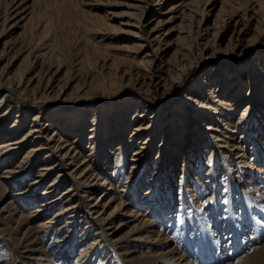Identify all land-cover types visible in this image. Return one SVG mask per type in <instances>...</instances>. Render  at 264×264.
<instances>
[{
  "label": "rangeland",
  "instance_id": "1",
  "mask_svg": "<svg viewBox=\"0 0 264 264\" xmlns=\"http://www.w3.org/2000/svg\"><path fill=\"white\" fill-rule=\"evenodd\" d=\"M21 1L22 6L18 11L25 9V13L20 14L18 18L11 22L2 23L4 10L11 0H0V81H4L9 77L15 87L22 89L27 83L25 81L19 83L21 73H25L26 78L24 79H27L34 73L39 72L41 76L39 74L36 79L39 77L41 84L35 91L27 89V92L31 97L36 96L40 103L42 109L40 114L41 121L51 125L53 119H56L59 124L68 123L71 124V127L85 121L84 130L82 131L83 139L81 138V140L86 143V146L88 137L91 135L90 130L94 128L88 121L90 120L91 122L97 113H93L92 108L97 105L98 101L103 102V105L98 104L97 106L105 107L106 120L99 123V129L95 134L96 137L92 138V141L97 139V147L95 149L97 151H95V154L101 156V153L106 152L103 144H107L111 140L112 136H109L110 134H120L118 135L120 139L116 143H120L125 149L121 169V173L125 175L132 173L131 164L137 162L135 160L130 162L129 159L131 157L137 158L138 156V154L135 155V152L139 144V136H134L133 139L135 141L133 143L129 140L133 127L139 119L143 118V121H146L145 123L149 122V125H155L154 130H151V134L154 137L156 135V126H158L157 146L155 145V150L153 149L150 164L143 175L137 173V179H140L139 187L134 188L132 186L133 189L129 190L131 197L127 198L133 200L134 191H141L139 192L140 195L143 190L153 188L157 181L159 183L157 184V189H159L158 191L164 198L163 201L168 199L164 196L169 191V185L171 190L175 188L178 191L175 198L169 201L170 210L172 209L174 213L169 215V211L157 208V210L152 211L149 221L151 223L156 221V224L151 225V228L155 229L156 232L162 233L159 234L160 237L164 238L167 235L171 237L169 245L177 244V240H182L184 234L188 235L187 237L190 238L189 246L192 248L189 253L192 254L186 253V256L184 255L186 259L183 257V263L189 257L195 258L196 252L199 250L201 254L203 252V260L206 259V261L208 258L210 260L212 256L217 258L219 254L224 256L227 244L230 248L233 247L232 243L234 240H237L238 244L241 240H244L245 244L242 249L237 252L233 251L230 258L220 259L218 257V261L214 264H229L230 262L233 264H264V245L262 246L264 244V235L255 239L257 229L254 227L252 220L254 216H258L257 218L264 222L263 216L255 214L258 208L256 206H251L252 208H250L248 204H245L247 198L243 200L242 193H239L241 187L242 189L245 188V190L249 189L251 193L255 192L251 186L260 185L259 181L261 179L259 181L257 179L261 174L256 173L257 170L249 168L248 171L251 173H248L250 174L249 178L253 181L251 184L248 181L249 179H247L248 183L246 181L241 182L238 190L235 184L232 185L230 183V179L227 185L224 178H228V174L230 178L232 173H229L223 167L225 166V160L217 152V146L213 139L208 142L210 145L207 146V151H205L208 156L212 154L209 159L208 156L205 157L207 163L203 161L202 156L204 157V155H200L201 150L199 151V148L202 146V142H199V139L201 138L200 135H204V131L200 128L201 126L198 122H194L196 117L186 113V119L190 123L188 132L187 128L175 126L176 122L174 121L178 120L177 123H180V116L169 118L171 114L174 115L175 110L181 109L179 106L182 102L186 104L187 100L182 96V92L192 87L195 89L196 78L199 81L201 79L210 81L212 78L211 83L216 82V78L218 79L217 81H219V78L223 79L222 81L227 82V84L222 87L223 92L217 94L232 98H237L246 93L251 89L250 84H254L257 80L264 78V0H209L208 3L206 0H200L201 5H195L190 2L175 9L170 7L178 0H18V2ZM239 3L242 7H239ZM259 5L262 6V9H259ZM203 6L207 11L204 18L202 13L197 11L199 7ZM28 12H31L29 15L31 20L27 21L28 19H26L16 27L11 28L13 22ZM244 13L246 16H243ZM24 23L25 25L23 26ZM199 26L202 29L204 28V31L208 30L204 35L205 38L202 39L203 41L208 40V46L202 50L195 38V33ZM215 31L217 36L213 34ZM152 33L160 34V38L156 41L150 40ZM252 46L256 48L252 62L249 59L240 62L237 60L233 63L230 62V67L223 66V69L219 70L221 66L216 59L226 60L240 57L239 54L243 50H248ZM43 52L45 55L42 57L37 56V54ZM141 60L144 61L143 65L140 62ZM198 62H201V64H197ZM204 64L205 66H202ZM197 67L200 69L198 74H196ZM251 67L253 68L251 69ZM213 68H217V75L215 76L212 75ZM243 76L244 79L241 80L240 78H243ZM49 77V84L46 86ZM238 79L241 80L242 84L240 89H237V84H235ZM259 83L260 91L262 92L264 91V80ZM257 84L254 86L255 88ZM231 86H234L232 90H230ZM208 92L209 90L204 91L203 96H207ZM258 94L259 89L255 90L254 97L258 96ZM131 96L136 101L131 102L133 99ZM154 97L155 99L153 100L152 98ZM75 101L83 105L81 113L76 108V106L79 107L80 103H75ZM138 101L141 105H144V113L146 115H143L142 118L135 117L139 112L135 107V105H138ZM246 102L249 103V99L245 98L239 104V111L247 105ZM62 103L65 104L62 105ZM160 104L163 105V108L158 111ZM191 105L194 106L193 104ZM0 106L3 111L10 106L14 107L11 110L13 111L12 116L5 122L3 131L0 133V140L11 136L8 135V130L6 129L8 125L16 120H18V125L22 123L17 127V130H20L19 132L23 134V132L28 131L30 123L33 121V115L36 114V112H31L33 106L30 102H25L17 108L15 96L9 94V96L5 97L2 90L0 91ZM54 106L60 109L54 112ZM194 108L196 107L194 106ZM254 108V114L258 116L262 107L257 104L254 105ZM59 111L67 120L55 116ZM182 113L184 112L182 111ZM235 114L233 120L235 119ZM76 115H82V118H75L74 116ZM216 116H219V114ZM257 116L255 115L254 120L258 119L256 118ZM118 117H120L122 125L126 123L128 125L125 127L122 125L117 126L116 129L112 128L116 126L113 122ZM72 118L73 120H70ZM123 121L125 122L123 123ZM103 123L104 125L102 126ZM185 125L186 123H183V127ZM246 125L249 128V132H247H251L250 135L246 132L247 134L244 136L246 138L245 145L250 150L249 155L254 151V147L262 153L260 158L257 155L253 157L250 155L247 159L252 160L254 158L255 167H258L256 165L258 162L264 167V152H262L264 151V143H262L264 139V120L262 123H247ZM105 127L106 129L102 130ZM50 130L51 127L44 128V136ZM70 130L74 129L70 128ZM175 131H179L176 138L173 137ZM71 133L72 131H69L68 135H71ZM241 133L244 132L239 129L237 133H231V135L234 136V140H237ZM74 134L76 135L78 132L75 131ZM142 136L145 137L143 134ZM162 137H167V139L160 150L161 152L158 153V148L161 147L158 145H160ZM202 138L204 139L205 137L203 136ZM255 139L261 141L260 144L263 149L255 145ZM41 140L46 143L45 139ZM213 144L216 147H213ZM85 145L83 144L82 147L84 152L87 153L88 149H86ZM143 145L145 146V144ZM113 146L112 144L111 149L116 152L117 149L115 147L117 145ZM164 148L168 149L165 153H163ZM25 149L15 155V157L8 158L11 163L14 162L11 166L14 167L16 163H22L21 160ZM66 150L62 152L64 153ZM72 154L73 152H71ZM227 154L229 153L227 152ZM114 156L115 153L106 154L104 160ZM62 157L63 154L61 153L52 160L56 168L55 172L61 174L56 195L68 189L71 184L75 187V175L78 172L77 169H74V163L67 164L65 161L67 158ZM83 157H81L79 162H82ZM98 159L94 156L95 164H99ZM32 160L34 163H29L31 166L30 176L24 177L18 183H15L12 186L13 192L30 189L33 192V196L37 195L48 187L49 182L56 175L54 172L46 180L43 179L40 183L31 184L38 178L36 175L39 167L45 162L39 152ZM104 160L100 161L104 164ZM208 160L211 161L209 162ZM202 163L205 164L200 167ZM210 163H213V165ZM108 164H111V162L109 161ZM185 167L189 168L190 172L199 170L195 173V176L199 178L201 183H203V179L209 177L208 182H204L202 185L198 184L196 178L192 179L189 187L193 189V192L190 195L181 191L179 185H177L178 180L184 174ZM113 169L114 167H111L108 171H113ZM155 169L159 171L158 176L154 180H150L154 175L153 170ZM237 174H239L238 178L243 179L247 173L239 171ZM103 188L99 187L96 189L93 196L98 194V199L102 194ZM153 194L149 193L147 195L152 197ZM89 195L90 193L84 194L79 189H76L68 194L67 197H72L70 200L72 203L84 204V209H86L90 201L94 202L96 200L94 198L87 200ZM254 196L250 197L252 201H255ZM20 199L19 196L18 201ZM100 199L104 200L105 198L102 197ZM142 199L140 208L151 205L152 198L151 200L149 198L150 201L146 198L145 202ZM205 200L208 201V204L204 203ZM163 203L161 204L164 206ZM230 203L232 208H229ZM25 204L29 208L35 205L34 200L31 201L30 199ZM102 204L103 201L97 202L92 211L102 209ZM216 206L217 210L215 209ZM124 211L126 212V210H123L119 218H114L113 221L107 222L106 226L111 224L114 226V228L107 229L108 233L112 232L110 236H131L129 230L137 222H127V224H123L116 229L119 222L129 219L128 215L124 214ZM54 213L55 210L50 209L47 216L51 217ZM81 215L82 212L77 217L78 225L70 226L73 227L72 231H74L75 227L79 229L82 226L83 223L80 222L84 218ZM96 215V213H92V216ZM230 216H234L237 221L241 220V222L238 221L241 231L239 234L241 236L240 239L237 234V236L234 235L237 229L234 230V227L230 225ZM249 217L251 218L249 219ZM198 220L203 222L202 229L205 232H208L210 230L208 227H211L215 231L214 233H220V230L226 233L227 237H224V240L219 242L218 250L217 245L213 247L211 246L212 242H209L211 247L210 251H207L209 247L205 244L203 245L202 239L198 237L202 233ZM217 220L220 221L223 229L219 228ZM57 221L54 228V236L51 237L50 235L44 244L46 252L50 254L58 250L57 244L53 245L56 242V236H62L68 230L61 228L64 217L61 219L57 218ZM142 231L145 234H153L147 232L146 229ZM217 238L215 237V240ZM128 239L130 240V237ZM89 240L91 241L92 239ZM130 241L134 242V240ZM147 246L148 244L141 245V250L145 251ZM201 246L206 249L201 250L199 248ZM257 246H261L259 252L253 253L254 248ZM68 250L66 248L64 253H61L62 255L65 254V257L61 256L63 260L58 261L57 258H53L52 264H77L76 260H78L81 250L77 247L71 252ZM109 254L111 253L105 247L102 252L95 253L87 264H111V259L107 258ZM243 255L252 256H249L244 262H236L237 258ZM0 257V264L5 262L6 259L10 262L14 261V264H29L28 261L26 263L16 253L3 254L0 250ZM199 261L197 259V264H201Z\"/></svg>",
  "mask_w": 264,
  "mask_h": 264
},
{
  "label": "bare ground",
  "instance_id": "2",
  "mask_svg": "<svg viewBox=\"0 0 264 264\" xmlns=\"http://www.w3.org/2000/svg\"><path fill=\"white\" fill-rule=\"evenodd\" d=\"M206 1L208 3L209 0ZM190 2L195 5L202 4L200 0H178L170 8L175 9L178 6L187 5ZM21 6H22V1L18 2V0H11V2H9L6 5V8L4 10V18L2 23L11 22L16 18H18L20 14L25 13L24 11L25 9L22 11H18L21 8ZM239 7H242L240 3H239ZM259 7H260L259 9H262L261 5H259ZM197 11L202 13L203 18L207 13L204 6L199 7ZM30 14L31 12H28L27 14H24V16H22L20 19H17V21L13 22L12 24L10 23L11 28L16 27L19 23L23 22L26 19H28L27 21H29V19L31 20L30 18L31 16H29ZM243 16H246L245 13ZM24 25L25 23L23 24V26ZM196 31L197 32L195 33V38L197 39L198 46H201V50H202L203 48H206V46H208V40L207 39L206 41L202 40L205 38L204 35L205 33H207L208 30L204 31V28L202 29V27L199 26L198 30ZM213 34L217 36L216 31L213 32ZM159 38H160V34L152 33L150 35V40L152 41H156ZM255 52H256V48L252 46L248 48V50L247 49L243 50L239 54L240 57H233L226 60L216 59L219 62L218 64L221 66L219 67V70L221 71L223 69V66L230 67L231 66L230 62L233 63L236 62L237 60H239L240 62L242 60L244 61L246 59H249L252 62L253 53ZM43 55H45L44 52L37 54L38 57H42ZM140 62H142L143 65L144 61L141 60ZM201 62H198L197 64L199 63L201 64ZM202 66H205V64ZM252 68L253 67H251V69ZM237 69L239 68L237 67ZM199 71L200 69H198L197 67L196 74H198ZM212 73L213 76L217 75V68H213ZM39 74L40 73L37 72L34 73V75L28 77L27 79H24L26 78L25 73H21L20 75L21 78L19 83H22V81L23 82L25 81V83H27L26 86L22 89H18L17 87H15L13 81L9 77L4 81L3 80L0 81V91L2 90L4 91L5 97L9 96V94H13L16 99L17 108H19L25 102H30L33 106L31 112H36V114L33 115V121L30 123V127L28 128V131L23 132V134L22 132H19L20 130L18 131L17 127L20 126L22 123L18 125V120H16L15 122H12L10 125H8V128L6 129L8 130V135L11 136H9L8 138L6 137V139L0 140V250L3 252V254L16 253L20 255V257H22V259L26 261V263L28 261L29 264H52L53 258L54 259L57 258L58 261L63 260L65 254L62 255L61 253H64L66 248L69 249L68 251L71 252V250H75V248L77 247L81 250V252H79L78 260H76L77 264H87L94 257L95 253L102 252L103 248L106 247L108 251L111 253L107 256V258L111 259L110 260L111 264H197V259L200 260L199 262L201 264H208V261H206V259L203 260L204 255H202L203 252L202 254L200 253L201 252L200 250H199L200 252L199 251L196 252L197 255L195 258L189 257V259L185 263L182 262L183 257L184 259H186L185 258L186 253L192 251V248L189 246L190 238L187 237L188 236L187 234H184L182 240L181 239L177 240L178 241L177 244L175 243V245H169L170 243L169 241L171 238L169 235L162 238L159 236V234L162 233H160L159 231L156 232L155 229L151 228V225L156 224V221L153 223L149 221V216L151 215L152 211L157 210V208H160L162 210L164 209L166 211H169L168 212L169 215H171L170 213H174L172 209L170 210L169 201H172L175 198L176 194L178 193V191L175 190V188L171 190L169 185L168 188L169 191L168 193L166 192L167 194H165L166 196H164L168 198L167 201H163L164 198L161 196V193L158 191L159 189H157V184H159L158 181L156 182V185H154L153 188L148 190L145 189V191L143 190V192L140 193V195L139 192L141 191H134V196L132 197L133 200H129V198H127L129 196L131 197L129 190L132 188V186L134 188L139 187L140 179H137V173L138 174L141 173L143 175L144 171L149 166L151 156L153 155V151L155 150L154 148L156 145L158 132H159L158 131L159 127L156 126L155 129L156 135L153 137L151 134V130L152 129L154 130L155 125H149V122L145 123L146 121H143L142 117L143 115H146L144 113L145 111L144 105L143 104L141 105L139 101H138V105H135L137 110H139L138 115L135 117L142 119H139L137 124L133 127L132 134L131 136H129V140L131 143H133L135 141L133 139L134 136L136 135L139 136V142H138L139 144L137 146V151L135 152V155L138 154V156L137 158L131 157V159H129L130 162L134 160L137 162L136 163L133 162L131 164L132 173L125 175L121 173L122 163H123L122 162L123 153H125V149L123 146L120 145V143L119 144L116 143V141L120 139V137L118 136L120 134L117 135H115V133L110 134L109 136H112L111 140H109L107 144H103L104 145L103 147H105L106 152L105 153L100 152L101 156L95 154V151H97L95 150L97 147V139L92 141V138L96 137L95 134L99 129V123L106 120L105 112H104L105 107H100L101 105H103V102L101 101H98V103L96 102L97 105L98 104L101 105L99 106L96 105L94 106V108H92L93 113L94 112L97 113L96 116L91 120V122L90 120L88 121L90 125L94 126V128L90 130L91 135L90 137H88V142L86 146L85 145L86 143L81 140L82 131L84 130L83 126L86 123L85 121L81 122L79 125L74 127H71V124L68 123L59 124V121L58 120L56 121V119H53L51 125L41 121L40 114L42 113V109L40 107V103L36 96L31 97L27 92V89H29L30 91H35L36 88L41 84L40 78L38 77V79H36V76H39ZM49 79L50 77L46 82V86L49 84ZM240 79L243 80L244 76L243 78ZM240 79H238V81L235 82V84H237V89H240L242 86ZM212 80L213 79L211 78L210 81H207L205 79L204 80L201 79L199 81V79L197 80L196 78L195 89L194 87H192L189 90L182 92V96L187 100L186 104L185 103L183 104L182 102L179 106L181 109L175 110L174 115L171 114L169 118H172L173 116L176 117L180 116V120H179L180 123H177L178 120L177 121L175 120L174 121L176 122L175 126L185 129L187 128V132H188L190 123L188 122L189 120L186 119L185 116L186 113L188 115L190 114L192 117H196V119H194V122H198L201 126L200 128H202V130L204 131L203 133L204 135H200L201 138L199 139V142H202V146L199 148V151L201 150L200 155H204V157L202 156L203 161L207 163L205 157L208 156V154H206L205 151H207V146L210 145L208 142H210L211 139H213V141L217 146V152L223 157V160H225V164H224L225 166L223 167L226 170H228L229 173H232V176H230V178H229V174H228V178L226 179L224 178L225 183L227 185L229 184L230 179H231L230 183L232 185L235 184L238 190L240 188L241 182L246 181V183H248L249 181L251 184L253 181L249 178L251 174L248 171L249 168L253 170H257L256 173L261 174V176H259V178L257 179V181L261 179V181H259L260 185L251 186L252 189L255 190V192L251 193L249 189L245 190V188L242 189L241 187L239 193H242L243 200L247 198L245 204H248L250 208H252L251 206H256V208L258 209L256 210L257 212L255 211V214L257 215L259 214L260 216H263L262 219H264V167L263 165H260L259 162L256 164L258 165V167H255V163L253 161L254 158H252V160L247 159L248 156L250 155L252 157L254 155H257L260 158V156L262 157V153L261 151H259L257 148L254 147V151L251 152V154L249 155L250 150L245 145L246 138L244 137L245 134L249 132V128H247L246 125L247 123L258 124V123H262L264 120V115H262L264 113V95H263L264 91L262 92L260 91V83H259V82H263L264 78L259 81L257 80L254 84H250L251 89L237 98L224 97L217 94L219 92H223L222 87L225 84H227V82L222 81L223 79L221 78H219V81H217L218 79L216 78V82L214 83H211ZM256 84L257 87L255 88L254 86ZM49 87H51V85H49ZM233 87L234 86H231L230 90H232ZM257 89H259V94L258 96L254 97V92ZM208 90H209L208 95L204 97L203 92ZM245 98L249 99V103L246 102L247 105H245V107L239 111L238 110L240 106L239 104L243 102ZM152 99L154 100L155 97ZM134 101L136 100L133 97L131 102ZM75 103H80V102L75 101ZM63 104L65 103H62V105ZM131 104L134 105L133 103ZM191 104H193L196 108H194V106H192ZM257 104L260 107H262L260 109L261 112H259L258 116L257 114H254L255 111L254 105ZM82 107L83 105L81 103L79 104V107L76 106V108L80 110L79 113L83 111ZM12 108L14 107L10 106L8 109L3 111L1 110L2 107L0 106V133L3 131L5 122L13 114V111H11ZM162 108L163 105L159 106L158 111H161ZM58 109L60 108L59 107L56 108L54 106L53 110L55 112V110L57 111ZM182 111L184 113H182ZM125 112L127 113V111ZM217 114H219V116H216ZM234 114H235V119L233 120ZM255 115L257 116L256 118H258L257 120L256 119L254 120ZM55 116L56 117L59 116V118L67 120V118L64 117V115L60 114V111L56 113ZM74 117L82 118V115L79 116L76 115ZM73 118L70 120H73ZM124 122L125 121H123V123ZM183 123L184 124L186 123L184 127H183ZM113 124H116V126L112 127L115 129L117 128V126H121L122 124L120 121V117H118L113 122ZM103 125L104 123L102 124V126ZM127 125L128 124L126 123L123 124L122 126L125 127ZM47 127H51V130L46 136H44L43 131L44 128ZM70 128H73L74 130H70ZM105 129L106 127L102 130ZM239 129L244 133H241V135H239V139L234 140V136L231 135V133H237ZM69 131H72L73 134L71 133V135H68ZM75 131L78 132V134L75 135L74 134ZM179 131L174 132V136H173L174 138L178 137ZM101 132L104 133L105 131H101ZM250 133H248V135H250ZM142 134L145 135V137H143ZM203 136L205 137L204 139L202 138ZM41 139H45L46 143L44 140ZM166 139L167 137L161 138L160 145H158L161 147L158 148L159 149L158 153L161 152L160 150L162 149V146L165 144ZM262 141H263L262 143H264V139ZM260 142L261 141L255 139V145L258 146V148H262ZM83 144L85 145L86 149H88L87 153H85L83 150L82 147ZM112 144L114 146L117 145L115 147L117 149L116 152L111 149ZM143 144H145V146ZM215 144H213V147H216ZM24 149L25 152L21 160L22 163L21 164L16 163L14 167L11 166V164H13L14 162L11 163L9 159L15 157V155L19 154ZM63 150L66 151H64L63 153L62 152ZM166 151H168V149L164 148L163 153H165ZM38 152L40 156H42L43 161L45 162H43V164H41V166L39 167L38 174L36 175L38 178L33 182H31V184H37L38 182L40 183L42 182L43 179L46 180L51 174H53L56 168L52 160L56 155L62 153L63 157L67 158L65 160L67 164L74 163L75 164L74 169L75 170L77 169L78 171L76 172L77 174L75 175L76 176L74 183L75 187H73V184H71L68 187V189L56 195L61 174L55 172L54 174L56 175L54 176L53 180L49 182L48 187H46L37 195L33 196V192L30 189L29 190L26 189L22 191L17 190L13 192L12 186L15 185V183H18L20 179L24 177L30 176L31 166L29 165V163L32 164L34 163L32 159L36 157ZM71 152H73L72 155ZM227 152L229 154H227ZM110 153H115V156L109 157L108 159L104 160L106 154H110ZM211 155L208 156V159L211 157ZM94 156H96L97 159L99 158L98 159L99 164H95ZM81 157H83V160L82 162L81 161L79 162ZM100 160H104L105 161L104 164ZM109 161L111 162L112 165L108 164ZM208 161L210 162L211 160ZM198 162L201 163L200 161ZM205 163H202L200 167L201 166L203 167V164ZM210 164L213 165V163ZM111 167H114L113 171L112 170L108 171L111 169ZM197 171L190 172L189 168L185 167L184 174L178 180L177 185H179L181 191L187 192L188 195H190L193 192V189L189 187V184L192 179L196 178L198 184L201 185L204 182H208L209 180V177H206L205 179H203V183H201L199 178L195 176V173H197ZM239 171H243L244 173H247L244 176L246 180L245 178L243 179L238 178L239 174L237 173H239ZM153 172L154 175L150 180H154L158 176L159 173L158 169L153 170ZM191 173L192 175H190ZM185 176L186 178H184ZM247 179L249 180L247 181ZM99 187H104V188L102 190V194L97 199L98 194H95V196H93V193ZM76 189H79L84 194L90 193L89 198L87 200H90L91 198H94L96 200L94 202L90 201L89 206L86 209H84L85 207L84 204L72 203L70 201L72 197H67V196ZM149 193L150 194L154 193V194L152 195V197H149L147 195ZM252 195H255L254 196L255 201L251 200L250 197ZM19 196L21 199L18 201ZM102 197L105 199L101 200L100 198ZM146 198L147 200H149V198L151 200L152 198L150 202L151 205L149 207L140 208L141 199L145 202ZM29 199L31 201L34 200L35 203L34 207L29 208L28 205L25 204V202H27ZM180 200H181V195H180ZM101 201H103L102 209L92 211V209L96 206L97 202H101ZM161 203H163L164 206ZM63 204H65V206H63ZM229 208H232L231 203L229 204ZM50 209L52 210L54 209L55 213L53 216L48 217L47 214L50 211ZM215 209L217 210V206L215 207ZM123 210H126V212L124 211V214L128 215L129 219L126 221L119 222V224H117L116 229L123 224H127V222H131V221L137 222L135 225H133V228L129 230L131 236H127V237H125L124 235L110 236L112 235V232L108 233L107 229L114 228V226L112 224L106 226V224L108 221L111 220L113 221L114 218H119V216H121L120 213ZM80 212H82L81 216L84 218V220L81 221L80 223L83 224L80 227L78 226L79 229L75 227L74 231H72L73 227L70 226H74V224L76 226L78 225L77 217L79 216ZM92 213H96L97 215L92 216ZM140 215H142L141 218H139ZM63 217H64V222L61 228H63L64 230L68 229L67 233L63 234L62 236H56L57 239L53 245L57 244V249H58L57 252L54 251V253L52 254H50L49 252L47 253L44 244L50 235L51 237L54 236V228L57 218L61 219ZM257 217L258 216H254L252 218L254 222V227H256L257 229V236L255 237V239L256 238L258 239L264 235V222L263 220L258 219ZM250 218L251 217H249V219ZM238 221L241 222L240 219ZM238 221L236 220V218H234V216L229 217L230 225L234 227V230L237 229L234 232L235 233L234 235L237 234L239 236L241 231ZM198 222H199L198 225L200 231L202 232L198 237L202 239L201 242H203V245L205 244L206 246L209 247L207 251H210L211 246L216 247V245L218 250L219 242L224 240V237L225 238L227 237L226 233L221 232V230L220 233H214L215 231L211 229V227H208L210 229L209 230L210 232L209 231L205 232V230L202 229L203 222H200L199 220ZM217 224L219 225V228H222L219 220H217ZM143 229H146L147 232H151L153 234L152 235L145 234L142 231ZM129 237L130 240H134V242L130 241L128 239ZM215 237H218L217 240H215ZM240 238L241 236H239V239ZM89 239L92 240L90 241ZM209 242H212L211 246ZM144 244H148V246L146 247L145 251H142L141 245ZM232 244L233 247L230 248L228 247L227 244L225 249L226 254L224 256L223 255L221 256V254H219L218 257H220V259L230 258L232 252L233 251L237 252L238 250L242 249L245 243L244 240H241L238 244L237 240L236 241L234 240ZM263 245L264 244H262V246ZM199 248H201V250L206 249V248H202V246ZM260 248L261 246L255 247L253 253H258ZM56 253L58 254L55 255ZM249 256L252 255L240 256L239 258H237L236 262L238 261L244 262ZM218 257L215 258L212 256L210 258V260L213 261L212 264L218 261ZM1 264H14V261L10 262L7 261L6 259L5 262ZM229 264H233V263L230 262Z\"/></svg>",
  "mask_w": 264,
  "mask_h": 264
},
{
  "label": "snow or ice",
  "instance_id": "3",
  "mask_svg": "<svg viewBox=\"0 0 264 264\" xmlns=\"http://www.w3.org/2000/svg\"><path fill=\"white\" fill-rule=\"evenodd\" d=\"M204 203H205V204H208V201H207V200H205V201H204Z\"/></svg>",
  "mask_w": 264,
  "mask_h": 264
}]
</instances>
